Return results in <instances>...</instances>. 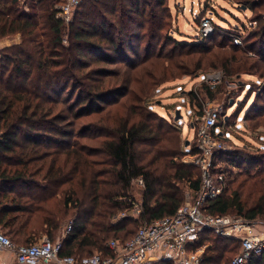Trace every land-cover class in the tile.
Returning a JSON list of instances; mask_svg holds the SVG:
<instances>
[{"label":"trees","instance_id":"1","mask_svg":"<svg viewBox=\"0 0 264 264\" xmlns=\"http://www.w3.org/2000/svg\"><path fill=\"white\" fill-rule=\"evenodd\" d=\"M233 1L248 7L257 4ZM55 3L0 0V39L20 35L18 43L0 49V230H7L2 232L16 244H30L43 232L55 242L63 224L70 221L60 255H112L108 241L131 238L136 231L132 234L129 224L146 225L174 215L186 201L184 186L190 196L200 187L199 169L183 160L197 152L194 131L192 144L184 148L177 124L158 117L144 100L150 88L173 74L157 75L147 68L133 74L135 67L127 55L144 53L142 63L153 58L150 62L167 60L179 68L193 51L209 50L204 41L212 34L198 41L166 35L170 42L153 55V39L170 25L169 0H83L69 23L57 16ZM117 10L122 19L112 16ZM200 14L194 17L199 23L204 17ZM252 20L256 25L245 38L237 26L215 25L214 34L221 35L232 52L217 54L211 66L238 73L240 67L233 66L237 50L258 55L256 46H264V25L258 18ZM233 35L240 37V44L233 42ZM199 60L196 68L202 65ZM259 60L249 71L259 69L264 59ZM94 62L118 68L107 71L92 67ZM182 69L188 70L185 64ZM201 88L211 93L212 86ZM119 94L127 95L123 101L112 99ZM260 96L264 89L256 100ZM86 116L96 119L80 126L79 120ZM218 126L230 124L219 117ZM91 130L98 141L81 142ZM226 133L222 130L217 137L229 140ZM263 160V153L245 148L213 150L212 170L235 175L220 195L206 201L204 209L211 214L236 211L248 219L264 217ZM138 178L143 182L140 201L133 194ZM136 204L137 217L119 216ZM202 235L197 244H206L201 263L231 264L239 240L211 230ZM249 264H264V253L253 255Z\"/></svg>","mask_w":264,"mask_h":264},{"label":"rangeland","instance_id":"2","mask_svg":"<svg viewBox=\"0 0 264 264\" xmlns=\"http://www.w3.org/2000/svg\"><path fill=\"white\" fill-rule=\"evenodd\" d=\"M255 1H257L256 5H249L248 7L233 0H169L171 12V17L169 20L170 25L164 27L159 32V36H157L156 39H153V48L151 49V53L155 55L158 50L161 49L160 45L164 47L170 42L168 38H166V35H170L176 40L198 41V38L201 37L199 35L198 29L196 26H194V23L197 24V26L199 23L198 19H194L196 16H194L193 13L196 11L197 14L198 12H201L203 16L212 18L214 25L218 24L228 29H234V26L239 27L242 30L243 38H245L247 37L250 28L255 27L256 25V23L251 24V21H253L252 19L258 18L260 25H264V1ZM260 2H262V4H260ZM74 14L75 13L69 17H63L64 21L69 23V21L74 18ZM112 16L122 19L121 12H119V10H117V12H115ZM109 17L112 19V17L108 15V18ZM242 23H244L245 26H241ZM133 28L138 29L135 25ZM143 32L144 31L141 33ZM211 34V39L204 41V43L208 45L209 50L207 52L201 53H196L193 51L192 55L188 56L185 58V61H183V65L185 64L188 69L185 71L182 69L183 65H176L179 68H175L172 62L167 60L162 62L164 68L166 69H162V64L150 62L155 61L153 58L147 60L149 63H142L143 60L141 59L147 57V55L145 56L144 53H141L138 57L134 54H131V52L129 55H127V61H129L128 63L133 64V67H135V72L132 70L133 74H138L142 68H147L157 75H161L163 72H168L169 76L173 74V76L150 88L148 94L144 97L145 103L150 107L152 112L158 115V117L168 119L169 121L177 124V126L181 129L179 132V138L184 148L188 145H191L193 139V129L188 123L189 117L185 114V112L188 110L190 112L199 113V104L202 102L209 108H216L218 110L219 117L227 118L230 126L222 127V130L227 132L226 135L229 138V140L224 141L227 148H245L247 151L264 154V96H260V99L256 100L257 95L262 91V89H264V62H260V67L258 70L253 69L252 71H249L250 67L254 65V61H260L259 59H264V46H256L258 55L254 51L237 50L233 66L235 68L240 67L241 71H238V73L229 74L221 66H211V61L215 56H217V54H221L222 52H232L231 47L226 42V40H222L221 35L216 36L214 32ZM19 41L20 35L15 34L13 36L0 39V46L1 48H4L14 45ZM222 42L224 45H221ZM64 43L68 44L67 35L64 36ZM133 44L135 45V40H133ZM141 49L142 47L138 48V50ZM169 49H171V46L166 47V50ZM105 53L109 52L107 51ZM200 57L202 58V65L201 67L196 68V65L200 61ZM154 64L155 66L153 67ZM92 67H103L107 71L118 68L115 64H104L98 62H94ZM212 71H220L222 73L223 77L220 83L215 85L202 82V74ZM107 79H109V77L104 78V80ZM227 81L236 82V84L231 86ZM117 83L118 82H114L115 85ZM203 85L212 86L210 94L201 88ZM191 92H193L197 98H192L190 94ZM126 95L127 94H119L114 96L112 99H115L116 101H123ZM129 101L130 99L128 102ZM258 108L261 110L258 112H253V110H257ZM176 109L180 110L181 115L185 114L183 119H174ZM95 119V117H83L79 120L80 126L87 123V121ZM219 128L220 127L217 128V132L219 131ZM90 132L88 134L85 133L84 137L80 138V141L94 145L95 141H98V139L96 140V138L92 137H95L97 134H95V132L92 130ZM185 141H188L187 145H185ZM184 159L185 156L183 157V160ZM234 175L235 172L229 173L227 176V183L231 181L230 185ZM142 187L143 186H141V184H139L138 180L136 179L134 182L133 194L137 201H140V191ZM184 189L186 191L185 193H188L184 204L191 203L194 200L192 198L194 194L190 196L189 188L184 186ZM134 214V217L138 216L137 213L134 212ZM221 215H227L230 217L239 216L236 211H231L228 214ZM254 220L264 221V217L259 216ZM69 223L70 221H66L63 224L54 240L61 239L65 235L66 228ZM141 226L143 225L135 226L133 223L128 225V227L132 229V234ZM2 231L6 232L7 230ZM43 236H47L49 238L47 233L43 232L36 236V240H39ZM9 237L14 242H16L15 239H13L10 235ZM117 240L121 241L119 238H117ZM124 241L125 240L121 242ZM190 256L191 254L189 253L184 259L188 261ZM154 258L155 260H153L152 263L143 262L140 264H154L153 262L160 261L156 260L158 256H155ZM167 260H169L168 264H182V261L179 257H171Z\"/></svg>","mask_w":264,"mask_h":264},{"label":"built area","instance_id":"3","mask_svg":"<svg viewBox=\"0 0 264 264\" xmlns=\"http://www.w3.org/2000/svg\"><path fill=\"white\" fill-rule=\"evenodd\" d=\"M55 1L57 16L63 18L73 15L83 0ZM196 13L197 11L193 13L194 16ZM214 28L212 18L207 16L202 17L197 26L200 37L209 36ZM232 39L235 44L241 43L238 35H233ZM222 77L220 71L207 72L202 74V82L216 85L220 83ZM228 83L231 86L236 84ZM199 108V113L188 110L185 112L196 136L197 152L187 154L184 160L196 166L200 172V187L195 191L191 203L182 204L174 215L155 219L139 227L134 235L124 242L117 239L109 240L107 245L113 252L112 255H104L101 252L81 257L60 255L61 239L52 242L47 236H43L30 244H16L0 230V264H140L152 262L155 256H158L156 260L179 257L182 264H202L201 255L206 244L200 246L197 244L205 230L239 240L240 246L232 257L231 264H249L253 255L264 253V221L243 216L211 214L204 209L208 199L215 198L223 192L229 172L224 169L214 172L211 167L212 151L227 148L225 142L217 137L222 131L220 127L217 132L218 110L209 108L202 102ZM184 115L182 114L181 119ZM137 180L142 186V179ZM134 212L137 214L140 212L137 204L129 211L121 212L119 216H134ZM70 229L71 222L67 225L66 232ZM189 253L191 256L187 261L184 258Z\"/></svg>","mask_w":264,"mask_h":264},{"label":"water","instance_id":"4","mask_svg":"<svg viewBox=\"0 0 264 264\" xmlns=\"http://www.w3.org/2000/svg\"><path fill=\"white\" fill-rule=\"evenodd\" d=\"M181 116H182V115H181V113H180V110H179V109H176V110H175V116H174V119H175V120L181 119ZM187 144H188V141L185 142V145H187Z\"/></svg>","mask_w":264,"mask_h":264}]
</instances>
